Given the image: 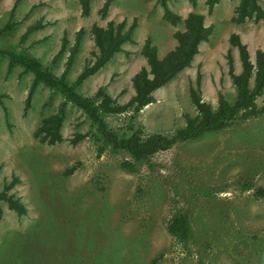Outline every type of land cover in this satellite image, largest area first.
Segmentation results:
<instances>
[{
    "label": "rangeland",
    "instance_id": "1",
    "mask_svg": "<svg viewBox=\"0 0 264 264\" xmlns=\"http://www.w3.org/2000/svg\"><path fill=\"white\" fill-rule=\"evenodd\" d=\"M102 1L91 0L90 13L82 15L78 0H0V27L10 16L16 22L0 34V47L25 51L59 75L68 52L58 53L61 37L66 35L69 47L82 27L67 75L71 82L96 50L91 24L122 19L129 24L135 18L132 40L78 86L92 95L106 84L123 103L134 91L133 74L146 65L140 53L144 39L149 36L162 57L175 45L173 32L182 24L163 18L161 0H112L104 18L98 13ZM164 1L182 16L202 13L211 35L189 66L153 92L152 102L135 114L106 115L113 128L134 115L146 131L172 133L184 125L185 114H196L191 86H198L213 106L219 92L234 97L227 55L235 71L240 62L228 41L231 32L240 34L251 57L256 48H264V18L231 19L238 0H218L210 12L205 0ZM259 2L264 9V0ZM38 19L43 26L21 39ZM32 78L20 65L7 72V58H0V189L12 181L9 193L26 208L17 214L0 202V264H264V198L254 195L255 187H264V114L177 143L127 170L120 162L128 155L109 146L99 151L95 127L70 102L65 104L62 141L49 144L34 136L62 96L39 83L24 112ZM256 103L264 106V92ZM75 132L88 135L71 143ZM175 212L189 217L191 230L184 242L166 227Z\"/></svg>",
    "mask_w": 264,
    "mask_h": 264
},
{
    "label": "trees",
    "instance_id": "2",
    "mask_svg": "<svg viewBox=\"0 0 264 264\" xmlns=\"http://www.w3.org/2000/svg\"><path fill=\"white\" fill-rule=\"evenodd\" d=\"M111 2L112 0L102 1L98 9L101 18L107 15ZM217 2L218 0H205L207 11L210 12ZM78 3L81 14L88 15L91 0H78ZM161 3L163 18L173 25L181 23L182 28L173 32L175 45L162 57H158L157 47L151 42L150 37L147 36L144 39L140 53L145 58L146 65L140 67L133 74L131 81L134 91L123 103L118 102L108 92L106 84L100 85L92 95L81 93L78 86L122 50L125 42L132 40V32L137 25L135 18L129 24H126L125 19L108 20L105 25L93 22L89 31L96 50L92 51L91 59L86 61L81 71L71 82L67 80V75L83 36L82 27L76 30L74 41L69 47H67L66 35L63 34L61 37L58 53L66 49L68 52L63 70L59 75L43 65L38 58L25 51L0 47V58H7V72L13 66L20 65L23 70L33 73L25 95L24 112L30 106L34 89L39 83L59 92L62 96V101L56 110L42 117L33 132L34 136L49 144L62 141L61 126L65 115V104L70 102L80 108L91 125L95 127V134L101 140L98 150L102 151L106 146H109L114 151L125 152L128 158L122 160L120 165L127 170H134L136 163L148 160L154 153L167 150L177 143L196 138L205 132L223 129L232 125L236 120L264 114V106L258 107L256 103V98L264 92V48H256L253 57H251L247 44L238 32L233 31L230 33L228 41L230 45L237 48L240 70H234L231 55L228 54V73L235 89V95L231 100L224 93L219 92L216 105L213 106L202 98L198 86H191L189 96L196 114L194 116L185 114L184 125L176 128L172 133L146 131L134 115H131L123 126L114 128L110 126L105 118L106 115L129 111L135 114L152 102L153 92L189 66L199 50L200 43L208 40L211 35L212 26L205 23L202 13L189 11L185 16H182L170 9L164 0H161ZM262 18H264V9L259 0H238L231 19L241 23L247 19L258 21ZM15 23L10 16L0 27V34L10 31ZM42 26L43 23L40 19L28 24L21 39ZM87 135L88 132H75L69 137V141L76 143ZM73 169L74 166L66 171L69 172ZM12 185V181L4 183L0 189V202L5 201L8 207L17 214H24L26 212L24 204L12 193H9ZM254 195L264 198V187H255ZM166 227L168 232L180 242L188 239L191 230L189 217L183 212L173 213L168 219Z\"/></svg>",
    "mask_w": 264,
    "mask_h": 264
},
{
    "label": "crops",
    "instance_id": "3",
    "mask_svg": "<svg viewBox=\"0 0 264 264\" xmlns=\"http://www.w3.org/2000/svg\"><path fill=\"white\" fill-rule=\"evenodd\" d=\"M236 49H237V48H236ZM237 53H238V51H237ZM238 58H239V57H238ZM239 62H240V61H239ZM234 70H235V69H234ZM239 70H240V69H239ZM239 70H238V71H239Z\"/></svg>",
    "mask_w": 264,
    "mask_h": 264
}]
</instances>
